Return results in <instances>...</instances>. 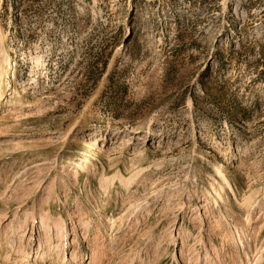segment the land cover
Wrapping results in <instances>:
<instances>
[{
    "label": "rangeland",
    "instance_id": "rangeland-1",
    "mask_svg": "<svg viewBox=\"0 0 264 264\" xmlns=\"http://www.w3.org/2000/svg\"><path fill=\"white\" fill-rule=\"evenodd\" d=\"M0 102V264H264V0H0Z\"/></svg>",
    "mask_w": 264,
    "mask_h": 264
},
{
    "label": "bare ground",
    "instance_id": "bare-ground-1",
    "mask_svg": "<svg viewBox=\"0 0 264 264\" xmlns=\"http://www.w3.org/2000/svg\"><path fill=\"white\" fill-rule=\"evenodd\" d=\"M12 57H11V55L7 58V60H6V65H5V67H4V76H7L8 74H9V72H10V70L12 69ZM13 70V69H12ZM6 99V98H5ZM8 99V98H7ZM1 103V102H0ZM1 108V107H0ZM126 181H129V183H130V180H128V179H124L123 180V183L124 182H126Z\"/></svg>",
    "mask_w": 264,
    "mask_h": 264
}]
</instances>
